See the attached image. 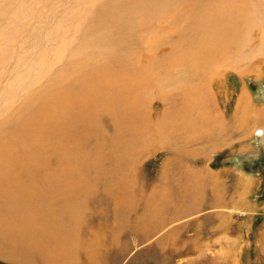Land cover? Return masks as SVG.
I'll list each match as a JSON object with an SVG mask.
<instances>
[{
  "label": "rangeland",
  "instance_id": "1",
  "mask_svg": "<svg viewBox=\"0 0 264 264\" xmlns=\"http://www.w3.org/2000/svg\"><path fill=\"white\" fill-rule=\"evenodd\" d=\"M87 71L142 128L111 158L100 111L66 143L96 158L82 169L94 189L69 202L85 206L69 264H264V0H0V121L26 123ZM0 243V264H47Z\"/></svg>",
  "mask_w": 264,
  "mask_h": 264
},
{
  "label": "bare ground",
  "instance_id": "2",
  "mask_svg": "<svg viewBox=\"0 0 264 264\" xmlns=\"http://www.w3.org/2000/svg\"><path fill=\"white\" fill-rule=\"evenodd\" d=\"M205 30L207 32L212 29L205 27ZM217 31L215 34L218 37L227 36L226 30ZM210 35L212 36V31ZM215 41L218 39L215 38ZM199 44L198 50L205 46L200 41ZM218 45L220 46L219 42ZM219 46L216 52L220 50ZM216 52L208 54L213 55ZM199 56V53L195 55L194 60H198ZM91 72L95 73L96 70ZM79 75L80 78L78 77L75 84L64 90L61 89L51 97L48 96V101L44 99L43 102L40 101L41 103L37 105L38 115L32 114L26 123L16 119L17 117H14L13 119L16 120L9 124L0 121V229L3 231L0 239L2 242H7L10 248L21 247L20 252L25 258L29 255L28 252L38 253L42 262L47 264L74 262L72 256L75 252L73 246L76 237L71 235L77 232L81 212L85 206L81 202L74 204L69 202L76 194L85 197L94 189V187H86L87 173L85 174L82 169L83 162L87 163L89 160L92 163V159L95 161L96 158L93 154L90 156L89 151L80 146L81 143L77 147L74 145L72 150L66 149V143L73 140L77 144L86 133L96 132L99 123L98 113L100 111L108 113L115 121V132L112 137L115 143L111 150V158H114L127 150L121 142L133 140L134 129L142 126L140 120H131L133 118L128 109L120 114L115 112L112 95L114 88L104 86L102 80L93 83V80H90L92 74L88 71ZM82 82L88 86L82 88ZM194 88L187 100L189 105H196L201 101H199L201 93H197L196 86ZM103 92L106 95L104 99ZM129 109H132V106ZM12 116L18 115L14 112ZM48 118L54 119L49 122ZM31 123H38L35 129L29 127V124L32 126ZM23 131H26L25 135ZM126 133L127 137L124 136ZM84 153H87L86 156ZM47 154L57 157L59 163L57 168L44 165L48 158ZM93 171L94 185L97 186V176L100 171L99 169ZM109 176L111 177L110 172ZM44 180L47 182H43ZM63 216L70 219L72 228L61 225ZM25 220H27L26 224ZM32 228L36 231L34 238H37L38 242L30 244L32 237L28 236L32 234ZM61 255L62 263L58 261Z\"/></svg>",
  "mask_w": 264,
  "mask_h": 264
},
{
  "label": "water",
  "instance_id": "3",
  "mask_svg": "<svg viewBox=\"0 0 264 264\" xmlns=\"http://www.w3.org/2000/svg\"><path fill=\"white\" fill-rule=\"evenodd\" d=\"M262 85L264 86V81L262 82Z\"/></svg>",
  "mask_w": 264,
  "mask_h": 264
}]
</instances>
